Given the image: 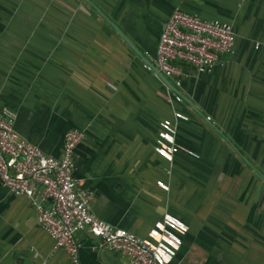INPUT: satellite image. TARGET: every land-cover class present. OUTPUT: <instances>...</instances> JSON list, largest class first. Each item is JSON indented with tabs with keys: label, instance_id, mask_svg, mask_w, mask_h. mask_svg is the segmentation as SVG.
<instances>
[{
	"label": "crops",
	"instance_id": "1",
	"mask_svg": "<svg viewBox=\"0 0 264 264\" xmlns=\"http://www.w3.org/2000/svg\"><path fill=\"white\" fill-rule=\"evenodd\" d=\"M93 7L148 59L174 7L231 24L233 51L207 73L185 67L175 102ZM0 108L48 155L67 129L84 132L72 174L96 217L138 236L162 214L180 218L168 264H264V0H0ZM173 111L187 119L174 121L168 164L152 144ZM77 239L76 264H125ZM0 264H69L28 199L1 185Z\"/></svg>",
	"mask_w": 264,
	"mask_h": 264
},
{
	"label": "built area",
	"instance_id": "2",
	"mask_svg": "<svg viewBox=\"0 0 264 264\" xmlns=\"http://www.w3.org/2000/svg\"><path fill=\"white\" fill-rule=\"evenodd\" d=\"M234 41L231 24L174 7L149 61L178 91L185 67L196 74L209 72L232 53ZM257 46L255 43L254 48ZM168 92L172 101H182L178 92ZM14 118L11 110L0 108V185L12 195L28 199L35 210L36 224L52 241V251H63L69 264H76L80 248L77 234L86 232L98 247L117 252L125 264H168L172 260L188 229L180 218L162 214L145 235L138 236L96 217L90 209L93 193L82 188L72 174L74 149L84 132L67 129L58 155L52 156L20 139L13 127ZM172 118L158 122L152 144L155 156L168 164L180 148L174 140V121L187 119L179 111H173ZM185 152L197 157L192 151ZM155 185L166 189L161 180Z\"/></svg>",
	"mask_w": 264,
	"mask_h": 264
},
{
	"label": "water",
	"instance_id": "3",
	"mask_svg": "<svg viewBox=\"0 0 264 264\" xmlns=\"http://www.w3.org/2000/svg\"><path fill=\"white\" fill-rule=\"evenodd\" d=\"M88 1V0H87ZM89 4L91 6L92 3L89 2ZM95 8V7H93ZM95 10L97 11V13L103 18L105 19V21L108 22V24L112 27V29L124 40V42L133 50V52L137 55V57L140 59V61L146 65L157 77L158 79L161 81V83L168 89L173 90L175 92H178L170 83L169 81L163 77V75L158 71V69L149 61V59L143 54L141 53L125 36L124 34L116 27V25H114L111 21H109L102 13L99 12V10H97L95 8ZM179 93V92H178ZM183 99L185 101H187L184 97Z\"/></svg>",
	"mask_w": 264,
	"mask_h": 264
},
{
	"label": "trees",
	"instance_id": "4",
	"mask_svg": "<svg viewBox=\"0 0 264 264\" xmlns=\"http://www.w3.org/2000/svg\"><path fill=\"white\" fill-rule=\"evenodd\" d=\"M179 92V91H178ZM180 94V93H179Z\"/></svg>",
	"mask_w": 264,
	"mask_h": 264
}]
</instances>
